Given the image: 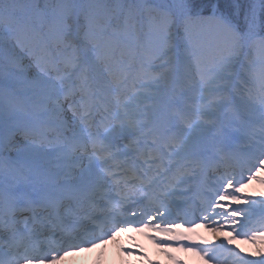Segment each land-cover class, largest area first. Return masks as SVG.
Masks as SVG:
<instances>
[{
	"label": "snow or ice",
	"instance_id": "6c2138e0",
	"mask_svg": "<svg viewBox=\"0 0 264 264\" xmlns=\"http://www.w3.org/2000/svg\"><path fill=\"white\" fill-rule=\"evenodd\" d=\"M261 173L264 0H0V264L143 230L264 264Z\"/></svg>",
	"mask_w": 264,
	"mask_h": 264
},
{
	"label": "bare ground",
	"instance_id": "6f19581e",
	"mask_svg": "<svg viewBox=\"0 0 264 264\" xmlns=\"http://www.w3.org/2000/svg\"><path fill=\"white\" fill-rule=\"evenodd\" d=\"M201 228H202V234H201V236H203V238H205V239H208V240H210V241H213V239H214V234L212 233V232H210V231H208V229L207 228H205L204 226H203V224L201 223ZM227 233H225V235H226ZM196 241H198V240H196ZM217 242H219V241H217ZM242 244L240 243V241L238 242V240H234L233 241V247H235V248H237V249H242L243 251H248V252H251L252 250H251V248L249 247V246H247V245H244V246H241ZM94 247H99V254H100V256H102V255H104L105 253H106V249L104 250L102 247H100V244H97L96 246H94ZM110 248V247H109ZM149 248L151 249V252H152V254L153 253H155V250H154V246L152 245V244H149ZM155 256H157V257H155V259H157L158 261L159 260H162L163 262L165 261V263L167 264V262L169 263V264H176V262L175 261H172L173 259H172V256H169L168 254H166L167 256H168V259H167V257H166V255L165 256H163V258H160V257H158L159 256V254L158 253H156V254H154ZM185 256V258L188 260V259H190V254H188V253H186V254H184ZM189 255V256H188ZM192 256V258H191V261L192 262H190L191 264H195L196 263V254H192L191 255ZM74 260H76V258L74 259ZM74 260H73V258H71L70 256H68V254L67 255H64V256H62L58 261H57V264H72V262H74ZM96 261L98 262L97 264H99V260H98V258L96 259ZM147 263H149V264H153V262H152V259L150 260H148L147 261ZM107 264V263H106Z\"/></svg>",
	"mask_w": 264,
	"mask_h": 264
},
{
	"label": "rangeland",
	"instance_id": "374dc122",
	"mask_svg": "<svg viewBox=\"0 0 264 264\" xmlns=\"http://www.w3.org/2000/svg\"><path fill=\"white\" fill-rule=\"evenodd\" d=\"M261 175H264V173H261ZM245 192L250 194V195L256 196L258 193L264 192V185H261V184H259L256 181H252L246 186ZM200 226H201V223H198L197 226L194 227V228L201 229ZM205 240L210 241L208 239H205ZM239 241L242 244L241 246L247 245V246H249L251 248L252 251H254L255 248H256V244L249 243V242H246V241H243V240H238V242ZM257 243H264V241H258ZM240 250H242V249H240ZM243 252L244 253H248V251L247 252L243 251ZM221 258L224 260L223 264H230V261L228 259V254H227L226 251L222 252ZM198 264H204V261L200 258V259H198Z\"/></svg>",
	"mask_w": 264,
	"mask_h": 264
}]
</instances>
